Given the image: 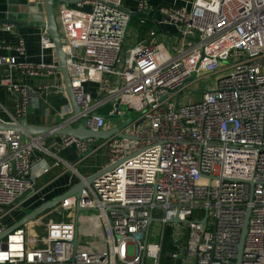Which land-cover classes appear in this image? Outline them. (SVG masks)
Wrapping results in <instances>:
<instances>
[{"label": "built area", "instance_id": "built-area-1", "mask_svg": "<svg viewBox=\"0 0 264 264\" xmlns=\"http://www.w3.org/2000/svg\"><path fill=\"white\" fill-rule=\"evenodd\" d=\"M64 1L78 7L62 5L56 17L80 108L68 126L106 131L108 118L99 110L108 104V116L127 121L123 106L138 118L114 127L123 138L63 136V147L75 146L83 159L103 149L109 165H117L87 184L80 198L59 204L68 221L51 222L42 233L29 222L0 239V264H163L169 224L178 248L170 254L174 264H237L248 212L241 264H264V0H176L159 8L158 24L176 29L177 44L169 49L151 31L126 51L133 17L123 0ZM86 5L90 11L81 9ZM149 10V0H139V11ZM11 30L0 23V31ZM40 40L42 51L55 49L49 33ZM13 48L18 56L0 57V68L30 76L60 72L57 59L19 61L26 54L22 38ZM214 74L200 100H183ZM0 86L18 94L16 119L27 114L29 88L10 80ZM52 89L66 93L64 79ZM44 137L26 140L0 130V224L37 191V179L51 169L46 156L56 166L63 162L41 145ZM77 205L102 222L103 249L75 247ZM152 217L162 225L157 242H150ZM5 231L0 227V237Z\"/></svg>", "mask_w": 264, "mask_h": 264}, {"label": "crops", "instance_id": "crops-1", "mask_svg": "<svg viewBox=\"0 0 264 264\" xmlns=\"http://www.w3.org/2000/svg\"><path fill=\"white\" fill-rule=\"evenodd\" d=\"M58 1L59 2L55 4L56 17L62 5H66L69 8H78L74 3L63 0ZM36 2H38V0H0V21H14L21 24L19 27L11 24V31H0V44L2 45V47H0V57L18 56L13 47L20 37L24 40L26 54L23 57L19 56V61L32 64H50L56 59L58 60L55 49L42 51L40 48L41 37L45 32L49 33V31L33 24L29 19L30 6ZM175 2L176 0H149L150 10L148 14L139 15L137 18L132 19V24H136L140 27V35H136V43L142 42L151 31L156 32V40H159V37L165 39V37L176 33L174 27L158 24L161 21L159 8L165 5H173ZM122 7L129 13L140 12L139 0H123ZM81 9L90 11L91 6L86 5ZM150 13L153 14L152 19L148 16ZM143 18H147L148 21L145 22L144 25H140V20ZM8 46L12 48L8 49ZM3 80H10L13 84L29 88L30 93H32V103L27 114L20 119H16L18 94H12L7 87L0 86V124L7 125L26 121L27 124L34 127H51L62 124L66 118L70 117L73 111L67 93L55 92L52 89V86L63 81V74L61 72L52 74L43 72L38 76H30L20 69H11L8 66H3L0 68V83ZM95 87L94 84L87 85L89 90H93ZM116 126H118L116 122L108 120V129L106 131ZM62 143V135H48L44 137L41 145L52 151L63 162L56 166L58 160L54 156H46L47 162L51 168L50 171L37 179V191L23 199L18 204V208L13 209L3 219L0 224L1 228L5 230L15 228L28 213L40 207L45 202L72 190L79 182L90 179V177L107 167L110 163L106 152L101 153L100 150L103 149L83 159L75 146L63 147ZM41 154L40 151H37V155ZM100 156L103 159H100ZM98 160L100 161L98 162ZM58 208L59 205L50 209L52 219L47 217L45 220L47 221L46 223L42 222L39 224V221H36L38 217L31 221V223L35 225V231L42 233L49 223L60 221L61 219L57 216L53 219V217L59 213ZM47 212H49V210L44 214ZM88 212L92 213L88 214ZM76 227L77 241L82 249L99 251L104 248L101 242L106 235V231L94 211L83 210L79 212L76 215Z\"/></svg>", "mask_w": 264, "mask_h": 264}, {"label": "water", "instance_id": "water-1", "mask_svg": "<svg viewBox=\"0 0 264 264\" xmlns=\"http://www.w3.org/2000/svg\"><path fill=\"white\" fill-rule=\"evenodd\" d=\"M58 2H59L58 0H42L39 3L32 4L29 9V19L32 21L33 24H36L42 28L47 29L51 35V38L55 45V50L57 53L58 61H59V71L63 74L65 92L67 93L70 99V103L73 109V115L76 116L79 114L80 108L77 104L75 93H74V90L71 84L69 69H68L67 62H66V55L62 49L61 38H60V33H59L56 13H55V4ZM139 15H143V13L141 12L131 13L132 17H136ZM148 16L150 19H152L153 14L150 13ZM0 23H6L9 25L12 24V25H15L16 27H19V25H21L14 21H3V22L0 21ZM119 109L125 111L124 117L128 119V121L123 124L122 127H124L133 120V117L130 114L131 111L127 110L125 107L120 106ZM107 118L115 119L119 117L117 115H111V116H107ZM70 121H71V117H68L62 124L51 126V127H34V126L27 124L26 121H21L17 125L0 124V130L17 131L21 133L25 137L26 140H28L29 137L48 136V135L70 136V137H74V138L81 139V140H86V139L104 140L114 135H117L118 137H121V138L124 137L123 133H121L119 128H113L108 131L95 132V131H91L85 128L83 125H78V127H68V124L70 123ZM116 165L117 164H111L105 167L104 169L100 170L99 172L94 174L92 177H90V179H85L79 182L72 190L68 191L67 193L55 199L47 201L44 204H42L40 207L34 209L30 213H28L27 216H25L15 228L5 231L3 235L0 237V239H3L4 237H6V235L10 233L11 231L35 220L37 217L44 214L46 211L59 205L65 199L70 198V197L80 198L81 193L87 184L93 183L98 178H100L102 175L106 174L109 171H112L116 167ZM76 210L78 213L83 211V209H81L78 205L76 207ZM249 216H250V212H248L245 222H244L241 242L239 246V257H238L237 264H241L243 245H244L245 237L248 231ZM153 222H155V219L152 217L150 219V223L152 224ZM173 223H177V220L173 221ZM74 245L75 247L78 246L77 233H76Z\"/></svg>", "mask_w": 264, "mask_h": 264}, {"label": "rangeland", "instance_id": "rangeland-1", "mask_svg": "<svg viewBox=\"0 0 264 264\" xmlns=\"http://www.w3.org/2000/svg\"><path fill=\"white\" fill-rule=\"evenodd\" d=\"M139 30H140V27H138L136 24H132V23L130 24L128 31H127V37H126V42H125V46H124V51L135 47L136 37H137L136 35H137ZM157 41L160 43H164L166 45V47L169 49H171L172 45L177 44V40L173 36H167V37H165V39H162L159 37V40H157ZM180 42H181V44L183 43L182 40H179V43ZM218 76H219L218 74H214L208 80H203V81H199L198 83H195L194 86L190 90L183 93V100L184 99H191L193 101L200 100V98L202 97V90H208L209 88H212L214 86V82L216 81ZM183 100H182V102H183ZM110 110H111V104H108L104 108H101L99 110V112L104 113L108 116ZM130 114L133 117V120L138 118V115L136 113L131 112ZM108 120L116 122V124L119 127L123 126V124L128 121V119H127V121H124L123 118H115V119H108ZM100 151H101V153L106 152V150H100ZM99 158L103 159L101 156ZM99 161L100 160H98V162ZM58 209H59V213H57L53 217V219H55V217L57 216L59 219H61L60 221H68L69 220L68 214L66 212H63L60 209V207ZM91 213L92 212H88V214H91ZM47 217H50L49 219H52V213L50 212V210L46 214L39 216L36 221H39V224L42 222L46 223L47 221H45V220ZM173 228H174V225H171V224H169L167 227L168 235L166 237L165 252H164V255L162 258L163 264H174V260L171 259L170 254L178 251V248L174 247L173 243H172ZM37 229H39V228H37ZM161 230H162V225L159 222H154L152 225V237L150 238V242H157L160 240ZM153 235L155 237L158 236V238L157 239L153 238Z\"/></svg>", "mask_w": 264, "mask_h": 264}, {"label": "trees", "instance_id": "trees-1", "mask_svg": "<svg viewBox=\"0 0 264 264\" xmlns=\"http://www.w3.org/2000/svg\"><path fill=\"white\" fill-rule=\"evenodd\" d=\"M138 16H136V17H133V19H135V18H137ZM148 21V19L146 20V22Z\"/></svg>", "mask_w": 264, "mask_h": 264}]
</instances>
